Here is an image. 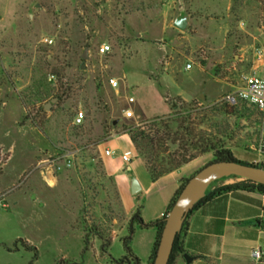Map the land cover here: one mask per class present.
Segmentation results:
<instances>
[{
	"label": "rangeland",
	"instance_id": "374dc122",
	"mask_svg": "<svg viewBox=\"0 0 264 264\" xmlns=\"http://www.w3.org/2000/svg\"><path fill=\"white\" fill-rule=\"evenodd\" d=\"M182 12L185 32L174 27ZM102 45L110 47L104 56ZM249 75L264 79V0H0V264H10L9 251L21 253L11 264L35 262V251L16 245L26 236L49 237L39 264H60L55 241L77 250L78 229L90 236L91 259L101 246L92 227L113 237L124 228L107 257L125 258L133 215L125 214L120 176L151 183L125 133L139 129L160 140L156 119L191 108L195 142L219 140L237 160L264 168V157L251 151L259 116L226 102ZM80 110L85 119L76 126ZM179 139L167 151L168 144L156 147L152 160L184 153ZM125 151L134 155L130 165L121 160ZM200 157L204 167L214 159ZM68 208L78 209L79 228ZM148 229L134 227L129 247L137 258L136 251L153 253Z\"/></svg>",
	"mask_w": 264,
	"mask_h": 264
},
{
	"label": "crops",
	"instance_id": "0c3cea01",
	"mask_svg": "<svg viewBox=\"0 0 264 264\" xmlns=\"http://www.w3.org/2000/svg\"><path fill=\"white\" fill-rule=\"evenodd\" d=\"M204 158L200 157L190 162L157 182H153L150 178L151 183L149 185L143 184L142 181L136 178L140 187L136 194L132 191V182L135 178H132L131 175H128V177L125 174L121 175L120 195L127 218L129 219L138 207H142V217L146 223H153L163 218L183 182L189 180L204 167ZM111 166L110 169L117 173L118 170L113 165ZM127 170L131 171V167H128ZM231 184H234V182L226 180L217 184V187ZM49 188L50 190L58 189ZM152 208L154 214L149 212V209ZM67 211L72 217L70 219L71 224H75L76 228H79L78 209L73 211L68 208ZM74 212L75 214H73ZM31 213L32 217H40L37 211L31 210ZM255 220H261L264 223V195L247 191H234L223 194L205 203L186 220L182 240L185 250L184 255L194 257L193 264H264V229L256 227L253 224ZM124 232L125 229L123 228L119 235L114 233V241ZM147 232L150 239L152 238V242L150 241L152 248L157 239V230L151 227ZM77 233H80V239L83 241L77 250L66 249L65 251L60 248L62 242L55 241V244L59 247L57 248L59 249L58 259L62 260L60 264H112L110 258L107 255H102L99 251L93 253L90 259V250L84 252L83 230L80 232L78 229ZM23 240L38 250L39 257L32 264H39L42 259V247L47 243L49 237L37 236L33 238V236H26ZM256 249H260L263 253L261 261H255L252 258V251ZM16 253L21 254L19 251H9L7 253L10 257V264ZM151 253L152 249L145 256L146 258H143L140 252L136 251V255L139 256L140 260L147 259V263L141 264H152ZM79 257L82 261L78 259ZM29 259L30 257L26 258L27 264H31ZM68 261L71 263H68ZM54 264H56V261H54ZM173 264H186L183 255L177 258Z\"/></svg>",
	"mask_w": 264,
	"mask_h": 264
},
{
	"label": "trees",
	"instance_id": "16d2710c",
	"mask_svg": "<svg viewBox=\"0 0 264 264\" xmlns=\"http://www.w3.org/2000/svg\"><path fill=\"white\" fill-rule=\"evenodd\" d=\"M228 104V103H227ZM229 105V104H228ZM232 108H234L235 110L239 111V109H246V107L248 106L246 103L241 102V101H237L236 104L231 105ZM251 107V106H249ZM255 110V113L259 116V124H261V119H260V115L257 111L256 108L252 107ZM186 114L187 115H183L181 113V116L179 118H174V117H168V118H161V119H156L152 122V125L154 127L157 128L156 132H164L163 137L160 140L154 139L151 137V135H148L145 131H139V129H133L134 131L132 133L127 132L125 133L126 135L128 134L130 136L131 142L136 146V149L140 152L141 157L144 159V165L145 168L151 178V180L153 182H157L158 180H160L161 178L165 177L166 175L179 170L180 168H182L183 166L189 164L190 162L196 160L199 156H203L209 153H212L214 156V159L211 163H215V162H239L242 164H247L244 162H241L239 160H237L232 151L227 149L225 147V144L219 140H215L213 138H206V139H202L201 141H197L195 142V139L197 137H195V129L192 127V122H190L189 120L191 119L192 115H191V108H187L186 109ZM132 130V128H131ZM180 137H182V140H186V144H184L183 146L186 147L185 145H188L189 150L187 151L184 147H183V151H185L184 153H178V151L176 153H174L175 155H172L171 158L167 163L165 161H156L154 159V161L152 160L153 155H156L155 150L156 147H165L167 144V148L165 149L166 151L169 148H173L176 146L177 142L181 141V139H179ZM100 145V144H98ZM181 150V151H182ZM191 153V154H189ZM158 155V153H157ZM179 155V156H178ZM178 156V157H177ZM209 163V164H211ZM208 164V165H209ZM250 166H255V167H260L263 168V166L259 165V164H247ZM229 179H223L222 181H226ZM188 182V180H186L185 182H183L180 190L177 192V194L175 195L174 199L172 200V202L169 205L168 211L166 213V215L161 218L158 221H155L153 223H146L143 220L142 217V207H138L135 211V213L133 214L132 218L128 221V230L130 232V237H127L124 239V245L125 248L127 250V256L125 258L116 260V259H111L112 264H141L139 258H137L133 253H131L130 247H129V242L131 240V235L134 232V227L135 226H139L141 228H151L154 227L157 230V239L154 245V249H153V253H152V257H151V261L153 264L155 255H156V251L158 248V244L161 238V234L165 225V219L168 215V213L170 212V210L172 209L176 199L178 198L179 194L181 193V191L183 190V188L185 187L186 183ZM221 182V181H219ZM219 182L214 183L210 189L208 190L206 197L200 201L195 208L193 209V211L189 214L188 218L195 212L197 211L201 206H203L205 203H208L218 197H220L223 194L226 193H230V192H234V191H247V192H258L262 195H264V186L263 185H259V184H255L249 181H240V182H236L234 184L231 185H225V186H221V187H217V184ZM187 218V219H188ZM253 224L256 227H260L264 229V223L261 220H255L253 221ZM185 225H186V221L184 224V228L182 230V232L176 237L174 245H173V250H172V254L169 260L168 264H173L175 262V260L179 257H181L182 255H184L185 250L183 247V236H184V232H185ZM90 234L94 236V238H96L97 240L100 241V253L102 255H107L109 253V250L111 248V245L113 243V236L112 235H105V233H103V231H101V229H99V227H92L90 230ZM89 239L90 236L87 233L84 237V244L85 247L84 248V252L87 250V246L89 244ZM21 244L22 247L26 250V251H35L36 255H35V260L37 259L38 255H37V249L30 246L26 241H24L23 239H19L16 242L17 244ZM33 263V261H32Z\"/></svg>",
	"mask_w": 264,
	"mask_h": 264
},
{
	"label": "water",
	"instance_id": "95a60500",
	"mask_svg": "<svg viewBox=\"0 0 264 264\" xmlns=\"http://www.w3.org/2000/svg\"><path fill=\"white\" fill-rule=\"evenodd\" d=\"M189 21L184 12L176 19L174 27L182 32L187 31ZM87 51L83 59H86ZM48 104L45 109H49ZM223 179H237L249 181L264 186V168L250 166L239 162H215L211 163L186 183L185 187L176 199L172 209L165 219V225L158 244L153 264H168L176 237L182 232L185 221L195 206L202 201L210 187ZM140 187L136 179L132 182L133 193H138ZM186 264H193L194 257L183 255Z\"/></svg>",
	"mask_w": 264,
	"mask_h": 264
},
{
	"label": "built area",
	"instance_id": "2783aa9c",
	"mask_svg": "<svg viewBox=\"0 0 264 264\" xmlns=\"http://www.w3.org/2000/svg\"><path fill=\"white\" fill-rule=\"evenodd\" d=\"M110 52V47L108 45H102L99 48V55L104 56ZM263 56L260 53V59H262ZM187 69H191V65H187ZM111 85L116 88L118 87V83L115 80H111ZM237 101H241L246 103L248 106L254 107L257 109L261 124H260V135L258 140L255 142V144L251 147V151L254 152L258 157H264V79H260L255 77L254 75H249L243 78L242 86L232 95H228L226 97V102L230 105L236 104ZM130 103H133L134 100L130 99ZM127 118H133L134 113L131 111H128L126 113ZM85 119V115L83 111H78L75 117L74 124L76 126H80ZM114 155L112 150H106L105 156L106 157H112ZM134 158V155L131 151H127L122 154L121 160L126 163L127 165H130ZM254 164H259V162H256ZM263 257V253L260 249H256L252 251V258L255 261H261Z\"/></svg>",
	"mask_w": 264,
	"mask_h": 264
}]
</instances>
